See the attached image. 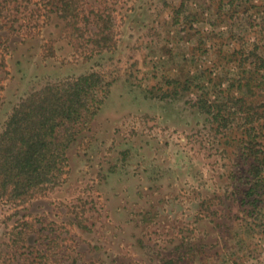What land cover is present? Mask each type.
I'll use <instances>...</instances> for the list:
<instances>
[{
    "label": "rangeland",
    "instance_id": "1",
    "mask_svg": "<svg viewBox=\"0 0 264 264\" xmlns=\"http://www.w3.org/2000/svg\"><path fill=\"white\" fill-rule=\"evenodd\" d=\"M91 75L61 171L0 192V264H264V0H0V137Z\"/></svg>",
    "mask_w": 264,
    "mask_h": 264
},
{
    "label": "trees",
    "instance_id": "2",
    "mask_svg": "<svg viewBox=\"0 0 264 264\" xmlns=\"http://www.w3.org/2000/svg\"><path fill=\"white\" fill-rule=\"evenodd\" d=\"M100 82L95 75L59 82L19 104L0 137V192L27 199L34 187L52 181L68 161L66 153L79 126L101 108Z\"/></svg>",
    "mask_w": 264,
    "mask_h": 264
}]
</instances>
